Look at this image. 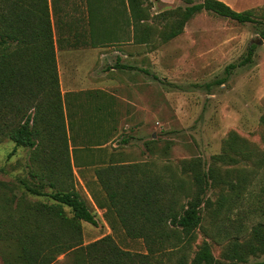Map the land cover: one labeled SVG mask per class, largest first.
I'll list each match as a JSON object with an SVG mask.
<instances>
[{"label":"rangeland","instance_id":"374dc122","mask_svg":"<svg viewBox=\"0 0 264 264\" xmlns=\"http://www.w3.org/2000/svg\"><path fill=\"white\" fill-rule=\"evenodd\" d=\"M53 1L50 15L65 109L59 144L68 145L71 163L57 157L47 133L51 128L43 123L38 147L0 141V264H29L24 246L33 252L34 264H43V258L48 264H81L77 251L108 236L121 250L148 255L147 264H176L178 256H152L143 240L126 236L95 169L140 164L160 173L168 168L180 172L182 162L195 158L208 168L233 134L259 156L254 162H225L217 168L223 177L251 179L240 194L225 190L229 208L217 219L213 213L219 211L220 191L209 192L211 204L202 207L193 252L207 242L220 264H264L263 254L246 263L225 258L230 243L237 237L248 239L255 226L264 224V42L258 25L203 11L187 22L181 35L166 40L169 25L188 7L183 0H141L149 18L138 27L129 25L127 0H55V7ZM221 1L237 12L254 10L258 18L264 13V0ZM88 3L95 9V22L89 19ZM253 44L252 63L218 85L227 77L226 68L243 61ZM41 102L48 104L50 114L51 96ZM76 149H81L77 159ZM60 165L66 187L80 193L98 226L74 221L70 208L26 190L25 184L52 193L50 180L55 179L47 175ZM95 197L107 209H100Z\"/></svg>","mask_w":264,"mask_h":264},{"label":"trees","instance_id":"16d2710c","mask_svg":"<svg viewBox=\"0 0 264 264\" xmlns=\"http://www.w3.org/2000/svg\"><path fill=\"white\" fill-rule=\"evenodd\" d=\"M127 1L129 25L138 27L149 18L147 8L142 6L141 0ZM183 1L188 7L169 25V31L165 33L166 40L181 35L187 22L203 11L213 12L239 24H256L259 36L264 40V13L262 18H258L254 10L237 12L221 0H203L200 3L194 0ZM1 5L0 141L8 138L15 142L16 147H38V140L43 138L45 130L40 127V123H43L46 128H51L47 133L56 148L57 157L68 160L70 164L68 145L59 144L62 137L58 134L65 109L59 90L56 42L49 0H3ZM88 11L90 21L95 22L96 13L91 3H88ZM93 44L96 46L97 43ZM256 49V44L251 45L247 57L238 64L229 65L225 70L227 77L217 84H224L238 67L252 63ZM41 96L44 97L42 100L51 96L53 109L50 114L48 104L40 101ZM31 110L35 112L33 115L29 114ZM7 115L9 118H6ZM80 150L76 149L73 154L76 159ZM258 156L254 149H247L243 140L233 134L224 142L221 154L213 156L208 168L207 163L200 158L182 162L180 172L168 168L160 173L140 164H109L95 169V177L105 194L108 207L114 211L126 236L132 240H143L149 254L172 258L178 256L176 264H189L192 255L193 264H220L207 242L193 252L197 230L203 223L202 207L206 202L211 204L207 200L209 192L219 190V211L213 213V217L217 219L222 215V209L228 210L225 190L240 194L248 187L251 176H241V179L234 180L229 175L223 177L217 168L225 162H254ZM63 168L49 170L47 176L55 179L50 180L54 190L52 193L45 194L25 184L26 190L32 195L51 198L59 208H70L74 221L98 226L95 214L80 193L66 187L67 175ZM95 200L100 209H107V205L97 197ZM244 237H237L229 244L225 253L227 260L246 263L251 256L264 255V224L255 226L248 239ZM23 250L25 259L29 264H34L33 252L26 246ZM77 253H80L78 259L82 261L81 264H147L146 260L149 259L148 255L121 250L109 236L82 247ZM43 259V264H48L46 258Z\"/></svg>","mask_w":264,"mask_h":264},{"label":"crops","instance_id":"0c3cea01","mask_svg":"<svg viewBox=\"0 0 264 264\" xmlns=\"http://www.w3.org/2000/svg\"><path fill=\"white\" fill-rule=\"evenodd\" d=\"M120 68L121 69H126V66H121ZM78 82H79V84H81V79L79 81H73L74 86H78V84H77ZM73 89H75V88L73 87Z\"/></svg>","mask_w":264,"mask_h":264},{"label":"water","instance_id":"95a60500","mask_svg":"<svg viewBox=\"0 0 264 264\" xmlns=\"http://www.w3.org/2000/svg\"><path fill=\"white\" fill-rule=\"evenodd\" d=\"M264 42V40H261V43H263Z\"/></svg>","mask_w":264,"mask_h":264}]
</instances>
